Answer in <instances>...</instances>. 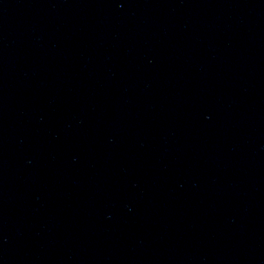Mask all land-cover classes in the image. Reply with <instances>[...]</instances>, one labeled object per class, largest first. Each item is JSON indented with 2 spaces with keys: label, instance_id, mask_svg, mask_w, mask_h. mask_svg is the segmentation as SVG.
<instances>
[{
  "label": "water",
  "instance_id": "obj_1",
  "mask_svg": "<svg viewBox=\"0 0 264 264\" xmlns=\"http://www.w3.org/2000/svg\"><path fill=\"white\" fill-rule=\"evenodd\" d=\"M0 227L264 264V0H0Z\"/></svg>",
  "mask_w": 264,
  "mask_h": 264
}]
</instances>
